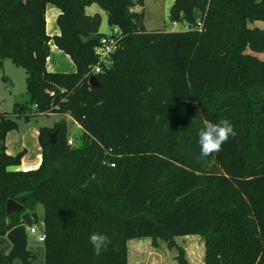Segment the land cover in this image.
I'll use <instances>...</instances> for the list:
<instances>
[{"label":"trees","instance_id":"16d2710c","mask_svg":"<svg viewBox=\"0 0 264 264\" xmlns=\"http://www.w3.org/2000/svg\"><path fill=\"white\" fill-rule=\"evenodd\" d=\"M94 3L120 30L110 67L95 74L100 87L88 75L105 34L101 14L86 12ZM49 4L59 9L52 35ZM138 5L145 0H0V66L23 67L29 95L0 118V245L10 247L14 226L36 224L41 204L44 264H128L130 239L192 234L204 238L205 264H264V28L248 24L264 21V0H174L170 19L189 25L177 31L147 29ZM51 42L74 71L47 68ZM252 52L262 72L245 70ZM31 106L70 116L82 133L69 144L65 119L40 127L41 163L12 170L23 153L6 151V134ZM220 118L237 135L201 157L202 121ZM9 198L23 208L8 214ZM93 232L111 238L100 255ZM177 259L189 264L183 252Z\"/></svg>","mask_w":264,"mask_h":264},{"label":"rangeland","instance_id":"374dc122","mask_svg":"<svg viewBox=\"0 0 264 264\" xmlns=\"http://www.w3.org/2000/svg\"><path fill=\"white\" fill-rule=\"evenodd\" d=\"M174 0H146L145 5L136 6L137 12H144V23L149 30L160 29L166 31L185 30L184 27L188 25L186 22L176 21L175 24L170 19V8ZM93 8H88L87 13L93 14L99 12L102 17V24L100 31L103 33H111L115 26H111L107 21V14L99 5L94 4ZM96 9V10H94ZM134 10V9H133ZM250 27L264 28V21L257 20L248 23ZM256 37L264 38L262 35ZM52 53L51 58H54V63L59 66V71L71 72L75 70V64L68 54L63 51L59 53ZM251 57H247L244 64L245 70H259L257 65L256 55L251 53ZM264 72V68H263ZM26 70L16 65L11 59H4L3 65L0 66V118L2 114L13 113L16 103L22 105H29V95L26 89ZM263 77V74L260 75ZM28 110V119L24 115L13 118L18 123V127L9 130L6 134L5 144L6 151L13 155L23 153L27 161H34L37 159L40 152V144L38 138V131L40 127H52L57 121L65 119L68 125L69 138H72L75 143L78 142L80 135V127L78 124L65 114L50 113L40 114L33 110ZM213 161L209 162L212 165ZM36 212L39 214V222L36 225V233H30L28 236V249L33 254V261L31 264H44L45 251L44 241L37 239V235L43 230V207L41 204L37 205ZM11 244V243H10ZM10 247L0 245V250L9 252ZM183 252L189 264H205V241L201 235H186L178 236L174 239L173 244L161 238L140 237L133 238L128 241V264H179L177 256ZM13 264H22L19 259H15Z\"/></svg>","mask_w":264,"mask_h":264},{"label":"clouds","instance_id":"9594fccd","mask_svg":"<svg viewBox=\"0 0 264 264\" xmlns=\"http://www.w3.org/2000/svg\"><path fill=\"white\" fill-rule=\"evenodd\" d=\"M202 124L203 127L198 132L201 157L218 153L230 137L237 135L233 123L227 118H220L217 122L204 119ZM89 243L93 247L94 254L100 255L111 243V238L105 233L93 232L89 235Z\"/></svg>","mask_w":264,"mask_h":264},{"label":"water","instance_id":"95a60500","mask_svg":"<svg viewBox=\"0 0 264 264\" xmlns=\"http://www.w3.org/2000/svg\"><path fill=\"white\" fill-rule=\"evenodd\" d=\"M89 82L92 86L100 87L99 81L96 75H91L89 77ZM50 141L54 142L55 132H52ZM23 208V205L13 198H9L6 201V212L8 214L12 212H19ZM33 217L35 222H39V216L36 211L33 212ZM28 232L27 224L20 223L13 228H11L7 234L6 238L11 243V249L8 253L4 254V258L12 264L15 259H19L22 264H30L31 251L28 249Z\"/></svg>","mask_w":264,"mask_h":264},{"label":"built area","instance_id":"2783aa9c","mask_svg":"<svg viewBox=\"0 0 264 264\" xmlns=\"http://www.w3.org/2000/svg\"><path fill=\"white\" fill-rule=\"evenodd\" d=\"M176 21H173L175 24ZM184 29H189V25H186ZM119 34L120 30L115 27L111 33H105L101 39L100 43L95 47V53L98 57V60L93 64L88 73L89 76L95 75L97 73L104 72L108 69L112 62V54L118 49L119 46ZM69 144H73L74 140L72 138L68 139ZM36 225H27L28 235L30 233H36ZM46 233L42 230L38 235L37 239L41 242L45 241Z\"/></svg>","mask_w":264,"mask_h":264},{"label":"crops","instance_id":"0c3cea01","mask_svg":"<svg viewBox=\"0 0 264 264\" xmlns=\"http://www.w3.org/2000/svg\"><path fill=\"white\" fill-rule=\"evenodd\" d=\"M94 4H96V3H94ZM94 4H92L90 6H87L86 7V11H87L88 8H93ZM133 9H134V11H137L135 9V7ZM94 10H96V9H94ZM58 13H59V9L57 7H55L54 5L49 4L47 6V10H46V29H47L48 34H50V35L55 34V33H60V29H59V27L56 24V17L58 15ZM55 51H57L56 53H59L58 51H62V50L59 49L55 44H53L51 42V51H50V55H49V57L47 59V68L49 70H51V71H59L60 70L59 66L56 63H54V58H51L52 53H55ZM77 124L80 127V129H81L80 124L79 123H77ZM81 133H82V129L80 130V134ZM9 152L10 151H8V153ZM41 159H42V157H41V147H40V152H39L38 157H37L36 160L27 161L24 157H22L20 165L10 166L9 169H12V170H20V169L21 170H27V169H30V168H36L41 163Z\"/></svg>","mask_w":264,"mask_h":264}]
</instances>
